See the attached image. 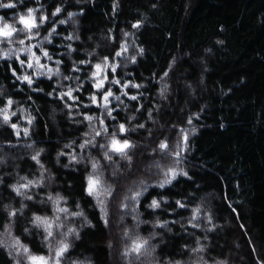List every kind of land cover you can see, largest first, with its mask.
<instances>
[{
  "label": "trees",
  "instance_id": "obj_1",
  "mask_svg": "<svg viewBox=\"0 0 264 264\" xmlns=\"http://www.w3.org/2000/svg\"><path fill=\"white\" fill-rule=\"evenodd\" d=\"M29 9L0 37V264L28 262L8 229L49 264H264V0H0V27Z\"/></svg>",
  "mask_w": 264,
  "mask_h": 264
},
{
  "label": "snow or ice",
  "instance_id": "obj_2",
  "mask_svg": "<svg viewBox=\"0 0 264 264\" xmlns=\"http://www.w3.org/2000/svg\"><path fill=\"white\" fill-rule=\"evenodd\" d=\"M3 7H6V8H12L14 7L13 4H5L3 5ZM60 12V9L57 8L56 9V13H59ZM55 14V13H54ZM28 17L29 19H25V17L21 16L20 17V23L24 25L23 28L17 30L15 27L11 26V25H8V24H4L3 27H0V37H2L4 40H10L14 34L17 33V31H20V32H24V31H28V32H31V30L33 28H36L38 27L39 25H37L35 23V17L33 16V9H29L28 10ZM47 19L46 17H42L41 18V23L43 22V20ZM134 27H138L139 25H133ZM31 38V37H29ZM0 42H3L2 40H0ZM20 44H24V40H20L19 41ZM45 55H47V53H45ZM119 55V53H118ZM32 65L29 64V67H31ZM100 66L97 65V68H99ZM25 80L28 81L29 84L32 83L31 79L27 76L24 77ZM109 95H111V93H109ZM105 99H107V97H105ZM133 99H135V97H133ZM9 103H11V101H9ZM7 116H5V120H7ZM88 119H91V117H89ZM121 130L123 131L124 130V126L121 125ZM97 135H99V133H97ZM113 148L112 150L113 151H116L118 153H120L123 157H127L129 160L131 159L130 157H128L127 155V150L131 147H133V145L129 144L127 141H125L122 145H119L117 147V145L119 144L118 141L116 140H113ZM160 147L162 149L166 148L167 146L165 144H161ZM35 159V157H34ZM95 167V165H94ZM168 181H165V183H167ZM31 183V182H30ZM98 184V181H93L92 179L89 180V195H93L96 193V189L94 187V185ZM163 186V185H161ZM23 187H27L26 185L23 186ZM17 193L20 194V189H16ZM137 196H139L140 194L137 193L136 194ZM135 198V197H134ZM150 207L152 208H157L159 207V203L156 201V200H153L152 201V204L150 205ZM58 211H65V209H58ZM12 215H15V213H12ZM35 222L37 223V225H40V224H43L46 226V231L48 232V235L51 236L52 235V231H51V224L49 223V221L47 219H44V218H41L39 216L35 217ZM143 245L142 244H136L135 247L133 248V251H136L138 252L140 250V248L142 247ZM68 249V245L65 244V243H61V246L58 248V250L56 251V258H55V264H60V261H59V257H61L64 252H66ZM24 252L27 253L28 252V249L25 248L24 249ZM29 259L32 261V264H48V260H46L44 257H35V256H32V257H29Z\"/></svg>",
  "mask_w": 264,
  "mask_h": 264
},
{
  "label": "rangeland",
  "instance_id": "obj_3",
  "mask_svg": "<svg viewBox=\"0 0 264 264\" xmlns=\"http://www.w3.org/2000/svg\"><path fill=\"white\" fill-rule=\"evenodd\" d=\"M92 180H93V181H96L95 179H92ZM94 187H98V184L94 185ZM49 223H51V222H49ZM10 230H11V229L6 230V231L2 234V236H1V239L3 240V246H4V248L6 247V249H8L9 251H11L12 254H13L15 257H17V255H18L19 253H23V254L26 256V258L28 259L27 264H32V261L29 259V257H32V256L40 257V256H37V255L31 253L30 250H29L27 247H25V246H21L22 244H20V245H16V247H14L13 245H14L16 239H15V237L10 233ZM139 244L144 245L143 242H140ZM142 247H143V246H142ZM142 247H141V248H142ZM25 248L28 249V252H27V253L24 252V249H25ZM55 258H56V256L54 255V256H53V259H52V261L54 262V264H55ZM45 259H49V258H45ZM49 260H50V259H49ZM16 264H19V263L17 262ZM48 264H49V263H48Z\"/></svg>",
  "mask_w": 264,
  "mask_h": 264
}]
</instances>
